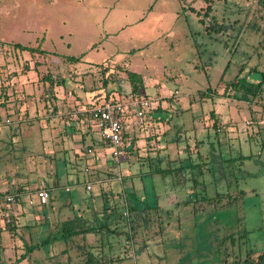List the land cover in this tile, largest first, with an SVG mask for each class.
Listing matches in <instances>:
<instances>
[{"label":"rangeland","instance_id":"1","mask_svg":"<svg viewBox=\"0 0 264 264\" xmlns=\"http://www.w3.org/2000/svg\"><path fill=\"white\" fill-rule=\"evenodd\" d=\"M38 46L43 54L21 49ZM123 69L143 78L149 123L168 127L167 149L131 169L137 171L136 194L151 204L163 202L166 190L185 196L188 186L196 187L187 204L151 211V222L136 221L132 228L112 198L122 193L116 165L96 173L104 181L91 179L83 164L75 167L72 153L59 151L62 138L46 128L52 126L53 107L60 105L50 91L53 84L61 86L57 95L70 86L76 93L82 86L105 93L102 86L116 82L112 88L125 95ZM48 73L50 80L44 79ZM248 87L255 93L245 92ZM212 112L220 120L219 133ZM139 141L144 146L148 140ZM186 149L191 153L183 156ZM2 181H14L13 191L21 185L51 189L44 207L28 205L30 199L36 202L35 191L25 198L13 192L15 207L0 203V264H90L89 258L98 261L94 264H256L264 254V5L260 0H0L3 191ZM124 183L130 184L126 178ZM66 202L70 209L63 207ZM105 207L113 214L106 222L100 219L107 230L101 229L94 243L63 237L59 220ZM19 209L25 215L17 214ZM129 232L133 242L126 244Z\"/></svg>","mask_w":264,"mask_h":264},{"label":"crops","instance_id":"2","mask_svg":"<svg viewBox=\"0 0 264 264\" xmlns=\"http://www.w3.org/2000/svg\"><path fill=\"white\" fill-rule=\"evenodd\" d=\"M71 83L72 85H74L73 82ZM54 86L55 85L53 84V87L50 91L53 92L52 94L54 98L58 103H60V105H55L53 107L55 113L49 119V121H52V126L46 128H50L53 131L56 139L59 137L62 138L60 143L62 145V149L59 151L62 153L67 152V155H69V153H72L74 157L75 167L79 163L83 164L84 168L89 171L88 173H90V176L92 177L91 179H95L97 177L96 179L98 180V182L104 181L99 180L96 173L105 172L110 166L113 168L116 165L119 175L117 173L115 177H117V180L121 183L122 193L118 194V196H113L112 198H114V201L118 202V204L124 209L123 216L126 217L125 226L131 227L135 224L136 221L137 225H141V222H148V218L145 215L147 214V208H157L159 210L163 209L164 211H168L173 209L174 207L180 206L181 204H187L189 199L188 197H193L196 194V187L192 185L190 187H187L185 196L179 195L177 192H175V190H166L163 193V202H157V200H154L153 202H151V204L142 202L143 197L136 194L137 190L133 185L134 177L137 176V171L131 169L133 165L137 161H140L142 158L148 161L153 159V157L151 156L159 158L158 151L167 149L166 144H164V136H166L168 132V127H162L161 129L160 126L156 125L155 123L150 124L147 118V113L144 114V117L141 120H135L134 118L130 119L129 117L123 131L122 154L120 155L118 163H114L110 157V149L102 143L99 133L96 130L93 122L90 120L89 116L83 113V111L89 109L91 105L104 102L106 94L96 91L89 93L83 86L81 87V90L79 89V92L76 93L72 88L73 86H70V88L64 87L61 94L56 95V91H59L61 89V86ZM117 91L118 90L116 88V91L112 93V96L109 100L121 99L120 95L122 96L124 94ZM149 113H151V111ZM214 115L216 116V114ZM216 118L218 119V122H220L217 116ZM162 125H164V122L162 123ZM143 138L148 140L145 142L146 144L144 146L143 143L141 144L139 141V139ZM181 152L183 153H181L183 156H188L191 153L190 150L188 151L187 149ZM121 166L125 168L122 169ZM103 168H105L106 170H103ZM112 170L113 169L109 168V172ZM123 171H125L124 176L121 175ZM48 175L50 176L51 174L49 173ZM124 178H126V181H129L130 183L127 186H124ZM9 181L6 183H3L2 181L1 186L3 185L5 187V185H7V188L3 190L4 192L1 190V188L0 190L3 193L18 192L24 198L28 197L32 192L36 190L44 189L50 193L51 189L47 186H41L36 190H33L21 185L18 186L17 191H13L15 182L11 181V184H9ZM91 183L92 182L88 180L86 183H84L85 187L87 185H91ZM91 191L92 190L90 189V193ZM67 192H70V190L68 189ZM104 194L106 193L102 191L101 195L105 200L107 199V196H105ZM88 202L89 205H92L91 200H88ZM71 205L72 203L66 202L63 204V207L65 209H70ZM18 208L16 210L14 209V212H18ZM36 210L38 209H33L31 211L37 214ZM106 210L107 207L103 208L101 213H99L98 211H92L90 209H86V211L81 212L80 210H78V213H76V215L78 216H75V214L71 217L68 216L65 220H59L58 224L63 227V224L66 222L76 221L82 218L83 221H85L90 226H101V229L107 230L106 224H99L101 222L100 219L106 222V219L104 220V218L109 214L106 212ZM22 211L23 210L19 211V213L17 214L23 215L24 211ZM63 211V209L60 210V217H62ZM14 212L13 214H15ZM0 228V230L4 229L2 225H0ZM97 229V233L100 232L101 229ZM97 233L87 234L85 236V240H87L89 245L91 243H94L95 238L97 237ZM131 242H133L132 237L130 244Z\"/></svg>","mask_w":264,"mask_h":264},{"label":"built area","instance_id":"3","mask_svg":"<svg viewBox=\"0 0 264 264\" xmlns=\"http://www.w3.org/2000/svg\"><path fill=\"white\" fill-rule=\"evenodd\" d=\"M149 109V99L134 100L130 92H128L121 100L104 101L93 104L89 109L83 111V113L89 116L99 133L102 143L110 149L111 160L114 163H118L123 150V131L128 118L130 117V119L134 118L135 120H141L144 117L145 112ZM85 171L87 172L88 170L85 169ZM90 189V185H87L86 190L90 191ZM34 197L36 198V202L30 199L28 201L29 206L38 204L39 206L44 207L48 204V191L44 189L36 190ZM17 200V195L14 193L0 192V203L5 207L17 206ZM2 217L7 218V224L10 223L8 214L4 213L2 214ZM126 244H130V241H126Z\"/></svg>","mask_w":264,"mask_h":264},{"label":"trees","instance_id":"4","mask_svg":"<svg viewBox=\"0 0 264 264\" xmlns=\"http://www.w3.org/2000/svg\"><path fill=\"white\" fill-rule=\"evenodd\" d=\"M260 2L264 5V0H260ZM22 50L24 51H28L29 53L33 54L35 52L37 53H42L43 54V51H41L40 49V46L36 47V48H32V47H21ZM69 60V59H68ZM71 61H76L75 59H70ZM69 60V61H70ZM124 72H125V82H127L128 84V87L130 89V94L132 96V98L134 100H141V99H148L146 95H142V92L146 89V86L144 84V81H143V78L134 73V72H130L129 70L127 69H123ZM114 72L111 71L109 72V75H112ZM44 79L46 80H50V75L49 73L45 75ZM106 83V82H105ZM111 83V88H108L110 85H109V82H107L106 84H104L102 87L107 90L105 92L106 96H105V101H117V100H121L122 98H124L125 95L121 96V99H114V100H109L110 97L112 96V93L114 91H116V88H112L113 86H115V83L116 82H110ZM231 86H234L235 88L237 87V85H234L232 84ZM241 86V85H240ZM253 88H250L249 87L245 90V92H249V93H255L253 92L252 90ZM214 117V112L211 113V118ZM213 124H212V127L217 129V132L219 133L220 129L217 128L218 127V121H217V118H213ZM146 210L150 211L148 214H147V218L149 219V222L152 221V218H150V213L151 211H154V212H158V209L156 208H147ZM8 229L10 232H12L13 230V225H12V221H10V223L7 225ZM63 228H64V235L63 237H71V236H82L83 239H85V236L87 234H93V233H97V228L101 229V226L97 227V226H90L88 225L85 221H83L82 218L76 220V221H71V222H66L63 224ZM6 230V229H5ZM132 233L129 232V234L127 235L126 237V240H131V235ZM29 251L32 250V247H28L27 248ZM87 263H90V264H94L96 262H98L97 260L93 259V258H89L87 261ZM256 264H264V254L263 255H260L259 256V260L257 261Z\"/></svg>","mask_w":264,"mask_h":264}]
</instances>
